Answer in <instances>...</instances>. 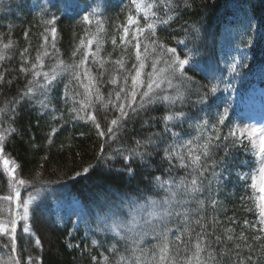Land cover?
<instances>
[{
    "label": "snow or ice",
    "instance_id": "snow-or-ice-1",
    "mask_svg": "<svg viewBox=\"0 0 264 264\" xmlns=\"http://www.w3.org/2000/svg\"><path fill=\"white\" fill-rule=\"evenodd\" d=\"M55 7L53 0L38 5L41 42L34 57L30 43L19 50L18 71L3 65L12 59L7 53L17 42L11 31L0 33V179L7 183V194L0 195V264H43L44 245L33 223L43 211L41 192L50 182L24 178L23 165L6 152L9 142L23 135L17 120L25 106L40 119H49V145L65 125L90 123L104 140L97 161L109 174L127 177L122 194L98 205L92 231L99 235L90 243L105 250L98 252L99 259L91 256L92 264H264V125L233 122L230 103L218 95L233 89L231 82L196 79L201 21L184 19L195 9L194 0H129L118 35L111 37L113 51L120 49L111 72L106 68L111 53L101 55L102 5L93 0L82 10L78 23L83 35L70 61L61 58L57 47ZM7 8L8 0H0V11ZM161 32H168L175 46ZM229 72H238L237 63ZM21 80L23 87L9 97L7 90ZM60 84L63 91L57 95ZM105 84L112 86L107 97L101 91ZM98 106L105 112L106 128ZM159 106L163 115H153ZM137 120L140 130L132 134L129 125ZM241 149L252 155L254 166L235 159ZM113 161L121 166L113 169ZM134 179L137 186L129 191ZM229 184L243 191L238 203L252 219H241L235 203L227 215ZM87 240L86 232L80 243L69 241L66 247L83 252ZM36 250L41 254H33Z\"/></svg>",
    "mask_w": 264,
    "mask_h": 264
},
{
    "label": "trees",
    "instance_id": "trees-1",
    "mask_svg": "<svg viewBox=\"0 0 264 264\" xmlns=\"http://www.w3.org/2000/svg\"><path fill=\"white\" fill-rule=\"evenodd\" d=\"M24 2L25 0H8L7 10L0 11V33L11 31L12 38L17 42L7 53L12 59L4 61L3 65L17 71L20 62L19 50L30 43L33 46L31 54L34 57L35 49L41 42L42 26L39 24L37 15L39 4L33 5ZM54 2L57 4L52 11L59 18L57 47L60 49L61 58L70 61L71 53L79 43V37L83 35V26L78 23L81 13L68 8V5L73 4L72 0H55ZM128 4L129 0H104L102 11L105 44L101 55L108 57V54L111 53L106 64L109 72L115 67L112 61L118 59L120 55V49L113 51L111 37L118 35L117 26L124 19L122 9H126ZM194 4L195 9L186 12L184 19L191 21L199 19L201 21V25H198L202 27V38L199 42L200 54L197 57L199 68L196 69L195 77L202 83H207L208 79H212L213 82L219 79L227 80L233 84V89L218 93L222 102L227 100L230 103V115L233 118L238 105L252 88L249 78L255 76L258 69H264V0H194ZM12 9H15L16 13L8 14ZM70 10L73 12H68ZM172 27L175 28L176 24H173ZM25 31L29 33L27 40L24 38ZM174 34L182 35L178 32ZM160 36L166 43L175 46V41L168 38V32H161ZM225 49H232L233 52L240 50L246 54L242 59L240 70L231 76H225L227 70L222 63V52ZM128 54H132L131 48ZM53 62L48 61V63ZM128 66H130V62ZM12 75H16V72H13ZM7 78L11 79L12 77L7 76ZM18 86L23 87L22 80L14 82L11 89L7 90L9 97L16 95ZM111 88L112 86L109 84L102 87L101 91L104 92L105 97ZM221 89H223V84H221ZM62 91L63 84H60L56 94L59 95ZM0 107H4L3 97H0ZM164 111V108L159 106L152 114L161 116ZM104 115L105 112L98 106V118H100L102 127L106 128L107 121L103 119ZM38 120L39 123H37ZM17 126L23 130V135L22 137L15 136L9 142L6 152L23 165L22 175L24 178L37 183L40 180L50 182L47 190L41 192L43 211L37 214L33 223L34 230L42 238L44 245L43 264H92L91 256L97 255L99 259L98 252L105 249L97 250L91 246L90 242L88 243L89 247L83 252L80 249L66 247V244L71 240L67 234L72 230V226L69 223L65 227H61L57 223L54 201L49 196V192L52 189H62L69 193L84 208L85 220L95 224L99 213L98 205L106 199H111L113 195L122 194L125 191L127 177L121 179L109 174L105 165L97 161L96 157L104 140L97 135L94 126L90 123L77 122L75 127L65 125L53 136L51 145L47 143L50 131L49 119H40L37 113L31 111L27 106L20 110ZM129 128L132 129V134H136L140 130V121L137 120L134 124L129 125ZM80 133H84V135H80ZM191 134L195 135V131L192 130ZM31 137H34L32 142H30ZM33 143L35 147H33ZM246 154L241 149L236 153L235 159L237 161L247 160ZM45 156L47 159L44 158ZM90 165H96V167L84 174L82 170ZM120 166V163L116 161H113L111 165L113 169ZM3 172V161H0V173ZM76 172L82 174L75 176ZM177 175H183V170H178ZM137 183L138 179L132 180L128 190L134 189ZM140 187H144L143 183H140ZM3 194H7V183L5 179H0V195ZM243 194L238 184L235 188L232 184L228 185L229 198L226 204L229 209L228 216L232 215L235 203L238 216L241 219L245 215L249 219L253 218L251 214H245L240 209L238 197ZM33 254L41 253L36 250Z\"/></svg>",
    "mask_w": 264,
    "mask_h": 264
},
{
    "label": "rangeland",
    "instance_id": "rangeland-1",
    "mask_svg": "<svg viewBox=\"0 0 264 264\" xmlns=\"http://www.w3.org/2000/svg\"><path fill=\"white\" fill-rule=\"evenodd\" d=\"M73 4L68 5L70 8H76L82 13V10L86 5L93 4V0H72ZM43 0H25L24 3H30L33 5L41 4ZM102 5L104 4V0H97ZM21 3V2H20ZM18 3L19 5H21ZM63 3V1H62ZM65 6V5H64ZM66 7V6H65ZM16 13V10L12 9L8 12V14ZM226 33V32H225ZM224 36H226L224 34ZM243 53L241 51L233 52L232 49L224 50L222 52V63L226 68L225 76H229L233 73L229 72V66L232 63H237V68L242 66L241 56ZM233 122L237 125L239 124H248L255 125L257 127L264 125V93L255 92L252 93L244 102L239 106V112L236 115ZM246 159L249 162V166H254V158L250 153L246 155ZM245 170H248L245 168ZM49 196L54 201V212L56 215V221L61 227H65L67 224L71 223L73 235L71 236L72 243H80L81 237L88 233V240L85 243L91 242L93 238L98 236L99 234L92 231L95 228V224L87 223L85 221V213L84 210L73 196L69 193L64 192L62 189H52L49 192ZM109 238L111 234H108ZM81 246H84L81 244Z\"/></svg>",
    "mask_w": 264,
    "mask_h": 264
}]
</instances>
